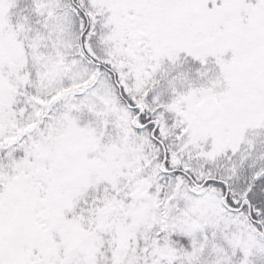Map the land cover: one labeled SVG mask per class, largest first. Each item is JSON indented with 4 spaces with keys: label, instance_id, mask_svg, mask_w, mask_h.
I'll return each mask as SVG.
<instances>
[{
    "label": "snow or ice",
    "instance_id": "snow-or-ice-1",
    "mask_svg": "<svg viewBox=\"0 0 264 264\" xmlns=\"http://www.w3.org/2000/svg\"><path fill=\"white\" fill-rule=\"evenodd\" d=\"M0 264H264V0H0Z\"/></svg>",
    "mask_w": 264,
    "mask_h": 264
}]
</instances>
